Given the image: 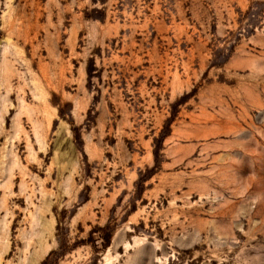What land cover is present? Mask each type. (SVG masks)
<instances>
[{
	"label": "rangeland",
	"instance_id": "obj_1",
	"mask_svg": "<svg viewBox=\"0 0 264 264\" xmlns=\"http://www.w3.org/2000/svg\"><path fill=\"white\" fill-rule=\"evenodd\" d=\"M46 246L264 264V0H0V264Z\"/></svg>",
	"mask_w": 264,
	"mask_h": 264
},
{
	"label": "bare ground",
	"instance_id": "obj_2",
	"mask_svg": "<svg viewBox=\"0 0 264 264\" xmlns=\"http://www.w3.org/2000/svg\"><path fill=\"white\" fill-rule=\"evenodd\" d=\"M47 246L42 249L41 251H38L37 253H35L32 257H31V260H30V264H34L36 262V260L40 257L41 254H43L44 252L47 251Z\"/></svg>",
	"mask_w": 264,
	"mask_h": 264
},
{
	"label": "trees",
	"instance_id": "obj_3",
	"mask_svg": "<svg viewBox=\"0 0 264 264\" xmlns=\"http://www.w3.org/2000/svg\"><path fill=\"white\" fill-rule=\"evenodd\" d=\"M109 238H110V237H107V239H106V242H105V245H104L105 247L108 246ZM51 254H53V252H50V253L47 255L46 259H47ZM46 259H45V260H46Z\"/></svg>",
	"mask_w": 264,
	"mask_h": 264
}]
</instances>
